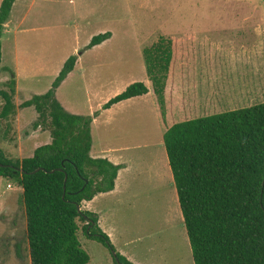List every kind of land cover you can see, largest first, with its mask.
<instances>
[{
  "label": "rangeland",
  "instance_id": "rangeland-1",
  "mask_svg": "<svg viewBox=\"0 0 264 264\" xmlns=\"http://www.w3.org/2000/svg\"><path fill=\"white\" fill-rule=\"evenodd\" d=\"M10 15L0 77V90L13 75L17 82V114L0 120V149L8 159L28 156L38 137L50 142L45 126L34 127L35 109L21 105L46 94L73 56L80 59L79 71L59 91L73 114L90 116L130 85H149L143 52L161 37L177 43L174 115L196 119L264 103V0H31ZM108 32L110 42L87 49ZM2 106L0 98V113ZM100 145L122 148L130 164L113 204L116 251L141 264H194L153 96L100 118L95 147ZM20 191L16 182L0 180V198L22 197ZM15 203L11 214L0 206V264H32L23 199ZM80 240L90 264H115L114 253L87 239L83 229Z\"/></svg>",
  "mask_w": 264,
  "mask_h": 264
},
{
  "label": "trees",
  "instance_id": "trees-1",
  "mask_svg": "<svg viewBox=\"0 0 264 264\" xmlns=\"http://www.w3.org/2000/svg\"><path fill=\"white\" fill-rule=\"evenodd\" d=\"M17 0L0 7V77L4 71L2 36ZM111 33L92 39L93 49ZM177 43L161 37L144 49L147 75L166 128L164 144L174 177L195 264H264V103L212 116L176 120L172 77ZM78 57L65 64L52 88L21 105L38 114L35 128L45 126L52 142L23 160L8 159L0 149V178L23 189L32 264H90L80 231L116 253L115 264H133L118 253L99 226L98 215L82 210L84 202L116 189L123 165L91 156L92 124L100 115H75L57 99V91L74 72ZM17 82L0 90V120L17 114ZM143 82L130 85L102 110L149 94ZM169 96V97H168ZM169 102V103H168ZM184 116V115H183ZM80 223L84 224L80 227Z\"/></svg>",
  "mask_w": 264,
  "mask_h": 264
},
{
  "label": "crops",
  "instance_id": "crops-1",
  "mask_svg": "<svg viewBox=\"0 0 264 264\" xmlns=\"http://www.w3.org/2000/svg\"><path fill=\"white\" fill-rule=\"evenodd\" d=\"M29 2H31V0H17L16 3L14 4V6H13L12 12L15 9V7H17V6L20 7V5L26 7V5ZM12 12H11V14H12ZM10 19L11 18H9L8 22L5 25V30L3 32V36H4L5 33L8 34V35L9 34L11 35V32H12L11 30L12 29L9 26H10V22L12 24V21H10ZM25 19H26V16H22V18L20 19V24H19L20 26L24 23ZM108 33H110V32H108ZM3 36H2V39H3ZM112 38H113V35L111 36V38L109 40L105 41L103 44H101V45H99V46H97V47H95L93 49H98V48L104 46L105 44L110 42ZM186 44H187V42H186ZM188 55H189V53L186 54V61L189 58ZM79 60L80 59L78 58V62H77V65H76V68H75L74 72H72L68 76V78L65 80V82H63V84L60 86V88L57 91V99H58V101L60 103H61V101L59 99V91L67 84V82L72 77H74L75 73H77L79 71ZM147 87L149 88L150 92L146 96L136 97V98H133V99H130V100H127V101H123V102H121L119 104H116L115 106H113L109 110H102L103 106L105 105V104H103V105H101L98 108V110H94L93 111L94 113L90 114V116H92L96 112L101 111L100 115L97 118L94 119V122L92 124L93 147H92L91 156L93 158H95V159H107L108 161H110L111 163H113L115 165H123L124 166V168L119 173L118 179L116 181V189L113 192L107 193V194H100V195L96 196L92 201L84 202L82 204V210L83 211H89L91 213H94V214L98 215V217H99V226L102 229V231L109 236V238H110V240H111L113 245H114V239H115L114 238L115 237L114 234H115V231H116L115 219L114 218H115V214H117L116 210L113 208V204L117 202L119 196L121 195L124 182H125V180L127 178L126 175H127V171L129 170L130 164L125 162V158L122 155V153L124 152L122 150V148H105L104 146H101V145L98 146V148L95 147V128H96V124H97V122H98V120L100 118H103V117L104 118H110L112 116V114H114L115 112H117L119 110H122V109H125L128 106L134 105V104L140 102L141 100L151 99V96H153V98H154V100L156 102V105H157V111H158V114H159L160 124H161V126H162V128L164 130V134H165L166 128H165L164 124L162 123L161 115H160V108L158 106L157 99H156V97H155V95L153 93L152 85H151L150 81H149V85H147ZM182 87H183V85H182ZM172 92H173V87L171 85V80H170V82L168 84L167 95L172 94ZM179 93L181 94V98H182V89L181 88H179V91H178L177 94H179ZM61 104L68 112L72 113L71 112L72 109L66 108L63 103H61ZM182 104L184 106V102H182ZM75 115H82V114H75ZM169 117L173 118V120L175 119L176 122H177V118L180 119L181 115H173V116H169ZM49 134H50V132H49ZM30 139L33 140V139H36V137L32 136ZM36 140L37 141H35V143L33 145V150L31 151V153L28 156L24 157L23 159L32 157L34 155L35 151L39 147L44 146V145H48V144H50L52 142V138H51L50 142H47V140H46V142H44L39 137ZM23 159H21V160H23ZM166 167H167L168 172H170L169 178H170L171 184L174 183V185H175L174 177H173V174H172V171H171V168H170V164H169V160L167 161V159H166ZM1 179H4V178H0V180ZM18 187L21 190L20 194L22 195V197L19 196V195L15 196L13 194V196H11L9 198H0V206H2L3 209L5 208V209L9 210L10 214L14 213L15 206L17 204H19V203H15V200L20 199V198L23 199V189L19 185H18ZM8 188L13 190V187L10 184L8 185ZM23 205H24V203H23ZM5 206H8V208L5 207ZM24 209H25V207H24ZM15 213H16V211H15ZM25 215H26V210H25ZM182 216H183V214H182ZM26 220H27V218H26ZM183 222H184V217H183ZM184 225H185V222H184ZM185 228H186V226H185ZM186 232H187V230H186ZM187 236H188V234H187ZM188 239H189V237H188ZM189 242H190V240H189ZM190 246H191V244H190ZM191 250H192V248H191ZM120 254L123 255L124 257H126L129 261L134 262L135 264H141L139 262H136V260L134 258H132V256L130 254H128L127 252H125L124 250H120ZM193 260H194V258H193ZM91 261H92V258H91ZM149 263L150 264H155L153 260H150ZM194 264H195V262H194Z\"/></svg>",
  "mask_w": 264,
  "mask_h": 264
},
{
  "label": "water",
  "instance_id": "water-1",
  "mask_svg": "<svg viewBox=\"0 0 264 264\" xmlns=\"http://www.w3.org/2000/svg\"><path fill=\"white\" fill-rule=\"evenodd\" d=\"M114 257H116V253H114Z\"/></svg>",
  "mask_w": 264,
  "mask_h": 264
}]
</instances>
